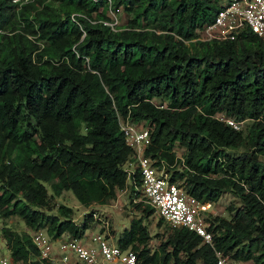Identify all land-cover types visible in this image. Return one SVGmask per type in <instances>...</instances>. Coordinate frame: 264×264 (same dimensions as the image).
Masks as SVG:
<instances>
[{
  "label": "trees",
  "instance_id": "16d2710c",
  "mask_svg": "<svg viewBox=\"0 0 264 264\" xmlns=\"http://www.w3.org/2000/svg\"><path fill=\"white\" fill-rule=\"evenodd\" d=\"M220 2L0 0V218L77 237L94 212L77 223L64 204L50 213L49 200L70 190L83 205L103 204L128 184L141 215L113 241L142 263L216 264L218 250L264 264V37L243 29L234 39L191 41ZM109 10L126 15L116 29L103 23ZM117 114L147 127L145 155L189 195L238 198L228 219L207 215L211 244L159 216L167 235L148 247L143 220L153 208L132 201L140 179L135 170L126 182L131 149ZM0 231L7 264H47L31 232Z\"/></svg>",
  "mask_w": 264,
  "mask_h": 264
},
{
  "label": "built area",
  "instance_id": "2783aa9c",
  "mask_svg": "<svg viewBox=\"0 0 264 264\" xmlns=\"http://www.w3.org/2000/svg\"><path fill=\"white\" fill-rule=\"evenodd\" d=\"M11 1L20 4L26 0ZM115 14V11L109 10L111 19L103 21L112 29H116L117 25ZM243 29L264 37V0H221L213 20L197 30V35L191 41L234 39ZM220 118L236 129L242 123L222 116ZM117 123L123 132L125 143L131 149L126 162L132 166L124 168L127 179L131 181L137 170L140 179L137 189L141 200L171 226L193 231L203 242L211 244L206 217L210 213L212 202L201 201L189 195L177 181L170 180L162 162L159 166L154 159L145 155L144 149L149 140L147 127L140 126L121 114H117ZM176 156L181 157V153L176 152ZM97 219L101 220L99 217ZM102 222L106 224V221ZM30 234L38 249V257L46 259L47 264H148L142 263L134 250L121 249L104 235L103 230L94 234L84 230L77 237L68 232L52 237L44 228L32 230ZM214 253L216 264H253L249 260L233 259L218 250ZM0 264H7V259L0 258Z\"/></svg>",
  "mask_w": 264,
  "mask_h": 264
},
{
  "label": "rangeland",
  "instance_id": "374dc122",
  "mask_svg": "<svg viewBox=\"0 0 264 264\" xmlns=\"http://www.w3.org/2000/svg\"><path fill=\"white\" fill-rule=\"evenodd\" d=\"M125 18L126 15L123 14V12H118L116 22L119 24L124 23ZM247 124L248 121H244L242 126L243 131L246 130ZM245 149H247V147L242 144L237 148H230L229 151L231 153L237 154L238 152ZM180 150H182V148L178 147L176 149V152L180 153ZM131 166L132 165L128 162L123 165L124 168H131ZM126 182L129 183L128 179L126 180ZM182 182L183 181H178V184L180 185ZM50 183L51 181L46 183L48 189ZM139 200H141V195L132 199V201L134 202ZM58 204H64L70 207L72 211V218L77 223L81 221V218L84 214L93 211L95 213V216H92L93 219L88 222L86 233L94 234L97 233L99 229H102L104 235H109L108 238L112 240L114 239V235H118L121 230L128 226L129 220L131 218L141 215V212L138 210V208H133L130 202L128 184L123 190L117 191L116 197L114 199L107 200L103 204L92 202L89 205H83L78 202V200L70 190H63L59 195L49 200V205L51 206L50 213H56ZM230 204L237 206L239 205V200L231 192L226 191L218 198L217 201L212 202V205L209 208V217L212 218L216 216L218 218L228 219L231 216V212L228 211L227 206ZM97 217H99V219L101 220H98ZM158 220L159 216L154 211L143 220L144 224L148 228L150 235V238L148 240V247H150V249H154L159 244V242L165 238V236L167 235V229L169 228V225L166 222H161V224L158 225ZM102 221H106V224H104V222ZM3 225L18 232H31L24 221L17 216L0 218V229ZM8 257L9 251L7 249L5 240L1 236L0 231V258L8 259Z\"/></svg>",
  "mask_w": 264,
  "mask_h": 264
}]
</instances>
